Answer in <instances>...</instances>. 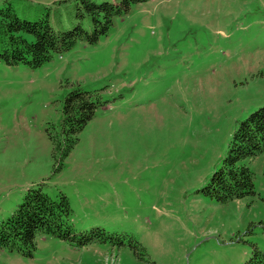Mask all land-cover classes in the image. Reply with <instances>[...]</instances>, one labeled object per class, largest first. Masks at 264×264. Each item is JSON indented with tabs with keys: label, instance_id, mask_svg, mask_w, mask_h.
Masks as SVG:
<instances>
[{
	"label": "rangeland",
	"instance_id": "rangeland-1",
	"mask_svg": "<svg viewBox=\"0 0 264 264\" xmlns=\"http://www.w3.org/2000/svg\"><path fill=\"white\" fill-rule=\"evenodd\" d=\"M7 1L55 29L77 23L75 0ZM76 83L101 105L54 171L50 134ZM263 106L264 0H148L39 68L0 61V222L41 186L67 195L77 232L133 237L154 264H244L253 245L264 252V153L247 161L255 195L220 203L204 190ZM36 243L30 257L0 248V264H149L127 244Z\"/></svg>",
	"mask_w": 264,
	"mask_h": 264
},
{
	"label": "trees",
	"instance_id": "trees-1",
	"mask_svg": "<svg viewBox=\"0 0 264 264\" xmlns=\"http://www.w3.org/2000/svg\"><path fill=\"white\" fill-rule=\"evenodd\" d=\"M146 1L75 0L77 23L72 29L60 30L51 25L49 14L35 20L21 18L12 3L6 0L0 6V61L8 66L24 64L31 69L39 68L54 53L69 50L79 41L96 44L111 31L116 17L127 14L133 5ZM84 20L91 23V30L83 26ZM100 105L101 102L79 83L72 85L63 102L62 130L59 134H50L54 171L62 168L64 159L79 141L80 132L94 118ZM263 153L264 106L238 123L222 165L212 174L204 193L220 203L255 195V173L247 161ZM71 215L66 194L61 193L53 199L41 186L30 188L14 213L0 222V248L30 257L37 248V234L43 233L77 247L96 243L119 247L127 244L139 259L146 260V249L133 237L124 240L126 235L112 234L102 228L77 232L70 224ZM244 264H264V252L253 245V252Z\"/></svg>",
	"mask_w": 264,
	"mask_h": 264
}]
</instances>
